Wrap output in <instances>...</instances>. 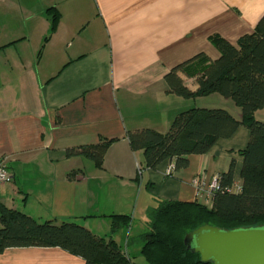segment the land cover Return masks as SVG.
<instances>
[{
	"label": "crops",
	"instance_id": "1",
	"mask_svg": "<svg viewBox=\"0 0 264 264\" xmlns=\"http://www.w3.org/2000/svg\"><path fill=\"white\" fill-rule=\"evenodd\" d=\"M56 10L60 18L51 32ZM263 15L264 0H0V161L13 174L0 201L39 222H74L115 240L113 215H130L143 229L133 240L138 245L126 250L116 241L143 264L139 237L148 213L161 201L199 199L193 180L209 183L233 160L242 181L241 150L251 132L240 125L207 153L190 155L189 166L172 176L166 171L173 160L145 167L143 151L131 148L127 133H167L194 107L224 108L241 119L232 98H185L168 91L165 76L199 55L218 59L213 37L237 45ZM189 65L179 74L196 91ZM255 115L264 121V109ZM101 139H115L102 167L66 154ZM0 264L88 263L60 247L31 246L6 249Z\"/></svg>",
	"mask_w": 264,
	"mask_h": 264
},
{
	"label": "trees",
	"instance_id": "2",
	"mask_svg": "<svg viewBox=\"0 0 264 264\" xmlns=\"http://www.w3.org/2000/svg\"><path fill=\"white\" fill-rule=\"evenodd\" d=\"M59 18L56 10L51 17V32L56 30ZM212 42L219 49L220 57L209 62L204 55H199L174 67L165 76L168 91L185 98L219 93L241 107V119L224 108L194 107L181 112L167 133L143 128L128 131L127 136L134 151H143L145 167L155 168L171 159L176 172L189 166L190 155L207 153L219 139L231 137L240 125H245L251 138L241 150L244 156L242 189L238 193L229 189L236 182V161L233 160L229 169L221 174V188L211 204L199 199L161 201L148 213L146 229L139 237L143 264H214L202 262L200 254L187 248L184 239L189 232L205 224L227 230L264 226V121L255 115L264 109V15L254 32L240 37L237 45L220 36L213 37ZM197 60L204 63L194 65ZM189 63L194 72L188 73L197 76L199 83L196 91L186 86L179 74ZM114 140L101 139L97 144L72 147L66 154L68 157L87 156L102 167ZM113 217V232L131 223L130 215ZM31 246L60 247L83 257L88 264L132 261L112 237H100L74 222H39L0 201V253L12 247Z\"/></svg>",
	"mask_w": 264,
	"mask_h": 264
},
{
	"label": "water",
	"instance_id": "3",
	"mask_svg": "<svg viewBox=\"0 0 264 264\" xmlns=\"http://www.w3.org/2000/svg\"><path fill=\"white\" fill-rule=\"evenodd\" d=\"M184 242L204 263L264 264V226L227 230L205 224L189 232Z\"/></svg>",
	"mask_w": 264,
	"mask_h": 264
},
{
	"label": "built area",
	"instance_id": "4",
	"mask_svg": "<svg viewBox=\"0 0 264 264\" xmlns=\"http://www.w3.org/2000/svg\"><path fill=\"white\" fill-rule=\"evenodd\" d=\"M175 173V164L174 162L169 166L166 171L168 176H172ZM221 179L222 175H215L212 180L207 183L202 181L199 178H195L193 183L197 188V196L201 202L209 205L212 203V199L214 194L220 190L221 188ZM13 181V174L9 170L5 160L0 161V185L11 183ZM232 192L238 193L242 189L241 181H236L231 188H229ZM126 264H137L134 261H129Z\"/></svg>",
	"mask_w": 264,
	"mask_h": 264
},
{
	"label": "rangeland",
	"instance_id": "5",
	"mask_svg": "<svg viewBox=\"0 0 264 264\" xmlns=\"http://www.w3.org/2000/svg\"><path fill=\"white\" fill-rule=\"evenodd\" d=\"M4 185H6V184L0 185V188L2 186H4ZM7 200H8V202L10 201L9 198ZM135 222H136L135 224H134V222L130 223L129 227H123V228H121L120 230H118L116 232L115 231L111 232V234H114V233L117 234L116 235L117 236L116 240H118V242L126 250H128V247L130 248V250L131 249L135 250V247H133V246L138 245V243L134 242L133 240L136 239L135 237L138 236L137 234L143 232V229L141 228L142 226L140 224L141 222H138V220H136ZM103 223H104L103 221L99 222L100 225L101 224L103 225ZM128 241H129V244H128ZM134 254L136 255V253H134ZM137 260H141V257H137Z\"/></svg>",
	"mask_w": 264,
	"mask_h": 264
}]
</instances>
